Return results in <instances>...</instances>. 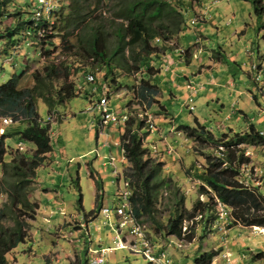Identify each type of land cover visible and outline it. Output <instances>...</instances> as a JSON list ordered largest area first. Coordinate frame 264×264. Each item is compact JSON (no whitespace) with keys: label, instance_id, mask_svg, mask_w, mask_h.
<instances>
[{"label":"trees","instance_id":"trees-1","mask_svg":"<svg viewBox=\"0 0 264 264\" xmlns=\"http://www.w3.org/2000/svg\"><path fill=\"white\" fill-rule=\"evenodd\" d=\"M248 1L258 16L264 15V0ZM53 2L51 0V6ZM191 2L61 0L55 10L46 12L47 9H40L38 0L31 3L28 0H0V44L3 42L5 47V41L11 42L12 47L17 49L18 43L23 40L24 47L40 49L41 57L37 63L39 67L31 73L30 85H22L25 67L21 73L14 74L0 85V123L4 117L14 119L13 124L0 132V264H10L8 255L32 239V222L41 209L34 197L40 187L38 171L52 162V128L54 123L65 118L63 108L80 96L89 100V108L97 105L102 98H106L109 104L112 94L125 88L133 92L134 99L137 98L145 109L154 112V107L161 104V89L156 83L160 70L155 68L153 62L160 57L158 53L161 51L153 54L149 43L157 41L164 51L170 41L192 26L191 19L188 21L186 18L192 7ZM110 6L117 9L108 18L102 10ZM48 13L50 18L47 17ZM10 18L16 19L13 24L9 23ZM19 31L25 32L20 35ZM24 33L27 38H24ZM180 56H186V61L190 63V48L185 55ZM7 59L14 63L15 53ZM133 66L141 74L137 86L119 81L121 70L126 69L131 76ZM88 74L94 75V82H86ZM251 79L259 90L257 83ZM251 92L256 102H259L255 90ZM39 101L47 108L46 119L40 115ZM259 105L262 108V103ZM144 112L130 110L127 112V120L117 125L120 127V145L125 157L121 172L123 178L129 181L130 202L138 219L142 222L143 219L150 221L155 231L165 237L184 241L188 239L191 242L194 239L192 230L189 229L183 236L184 220H194L200 215L198 222L205 230L206 224L215 216L213 200L217 197L231 208L234 224L239 222L244 227L264 225V195L259 189H245L236 181L240 166L249 162L243 146L249 148L264 145V135H260L262 130L254 123H249L243 132L230 131L216 137L198 119L194 127L180 126L179 129L195 144V153L199 152L200 146L213 150L206 156L204 164L193 167L192 173L190 169L186 170L187 178L199 182L196 185L200 195L207 199L202 200L198 196L192 208L188 209L184 206L185 196L176 197L171 215L161 224L157 219L160 191L173 185L174 180L173 177H164L167 162L163 160L158 148L157 152L153 151L155 144L151 134L159 124L153 123L151 129L144 118ZM48 117L54 118V121L48 122ZM16 124L21 126L7 133L6 129ZM16 138L17 142L11 144ZM21 142L24 149L18 146ZM220 146L225 148L222 155L216 153L220 152ZM224 163L226 167H223ZM90 175L93 178L92 171ZM95 186L97 191L100 190V183L96 182ZM97 201L99 193L94 209L85 214V220L81 222H91L101 216L102 207ZM78 209L84 211L82 198L79 199ZM84 232L87 238L90 232ZM98 243L99 248L104 247L101 240ZM182 247L175 245V248ZM123 250L142 256L128 249L114 250L111 254ZM218 255V251L207 252L195 263L214 264ZM88 259L89 253L87 264Z\"/></svg>","mask_w":264,"mask_h":264},{"label":"rangeland","instance_id":"rangeland-1","mask_svg":"<svg viewBox=\"0 0 264 264\" xmlns=\"http://www.w3.org/2000/svg\"><path fill=\"white\" fill-rule=\"evenodd\" d=\"M28 1L31 3V1L33 2L34 0ZM191 1L192 5L196 7L199 5V3H196L197 0ZM60 2L61 0H54L51 8L46 12H52V10H55L56 5L60 4ZM217 7L218 8L213 10L210 9L207 12L209 18H215V22H212L211 19L208 18L210 21L209 25L213 29L211 33L207 35L204 34V32H200L199 25H201V23H198L195 26H190L191 28L186 30V33H188V39H184L186 34L183 35V44L187 48L194 44L197 35L199 34H203L208 38V42L205 43L203 52L198 50L194 52L196 57H192V65L189 66L191 63L185 64V72L189 74V77L192 80H194L193 83L198 80H207L205 75L206 72H208V77L217 76L215 73L218 72L217 69L214 70L215 72L208 71L206 68L201 69L200 60L211 55V50L219 53V46H222L225 50L223 66L231 68L230 73H224V75L226 78L230 77L235 82L239 91L244 93L242 95L238 94V96L237 93H235L231 96L233 93H230V88L225 86L223 88L224 93H221L220 96V103L214 98L212 100L211 98L205 99L204 97H197L194 99L193 103L195 110L191 113V111L185 107L187 102L183 103L184 93L182 89H178L177 85H173L176 90L182 92V94L179 93L177 95L178 98H180V101L175 100L174 102H171L170 100H165L163 101V104L168 111L180 113L181 118L178 121L180 126L194 127L196 125L195 120L198 119V121L212 131L216 137H221L223 134L230 132V129L234 130L232 133L243 132L249 123H254L259 130L264 131V114H259L260 109L253 100L251 92V90H253V92L255 90L259 103H262V95L264 96V82L260 84V87L258 88L259 90H257L253 80L248 76V73L251 75V63H257V56H248L245 54L246 47L251 48L256 47L257 45L260 46V53L264 54V15L258 16L254 11L252 3L248 0H224ZM115 9L117 8L110 6L104 7L102 11L105 12L109 18ZM198 12L197 8L196 10L194 9V15ZM49 13L47 14V17L50 18ZM188 16H186V18L190 21ZM15 20V18H10L9 23L13 24V21ZM195 31L197 34H193ZM23 32L25 31H19L20 35L23 34ZM25 35L26 34L24 33V36ZM24 38H27V36ZM175 39H178V37ZM22 41L18 43L17 49L12 47L13 44L11 45V42L5 41V47H3L4 43L1 42L0 85L7 82L14 74L21 73L23 67H25L26 71L22 80V85L28 86L31 84V73L34 69L39 67L37 63L41 59L40 49L38 50L34 48L33 45V47L26 48L23 46ZM57 42H59V40H57ZM170 43L171 41L168 44ZM149 45V49L153 54H157L158 51L162 52L157 41L150 42ZM174 45L176 46V44ZM6 50L7 52L5 53ZM13 53H15L16 59L14 63L7 59V57H10ZM228 55L234 56L233 59L228 60ZM206 59L203 60V64H208ZM238 60L240 65H243L241 66L242 69H239L237 66H233L232 63H230ZM200 70H202L204 74H201ZM232 70H234V72ZM121 73L119 81H127L129 84L137 86L141 74L136 66L132 67L131 76L127 74L126 69L121 70ZM262 79L264 80V76H262ZM83 85L84 84H81V86ZM260 92L262 95L259 94ZM234 104L236 105L235 107L237 110H243L247 116L245 117L240 113L237 115L232 114L234 111ZM109 105L120 115L127 113V110L128 112L130 110L136 112L149 111V113L144 112V118H146L147 123L149 119L152 124H159L157 128L161 127L160 121L162 119V114H155V112L157 113L161 110V104H157L153 109L154 112H150L151 110L145 109V106L139 103L137 98L134 99L131 90L123 88L119 92H114L109 99ZM89 106V100L84 96L74 98L63 108V111H66L68 116L65 115V118L53 124V159L48 166L38 171V178L43 190H48L49 194L58 193L60 195L57 200L61 203H53L52 205V202L55 201L46 200L45 196H42V198L41 196L39 197L40 201L43 202L42 208L45 207L46 211L43 214L41 213L36 221L32 222V239L27 244L20 245L8 255L10 264H79L78 253L80 252V246L73 242H68L63 238H60V236H62L64 228L68 226L66 222L69 223V226H76V229H79L77 226L79 225L78 220H85V214H88L94 209L96 202L94 196L95 187L90 173L93 171V168L99 172L103 170V168L100 167V164H102L101 157L105 152L107 154L110 152L108 148L105 150L102 146L105 142V137H101L100 142H97L95 138L96 132L92 131L87 118L89 113L86 111H88ZM83 111H85V113H83ZM39 112L44 119L47 118V108L42 101H39ZM227 115L229 118H226ZM66 117H68V119H66ZM18 126L21 125L16 124L8 127L6 129L7 133ZM110 127L112 129L107 130L108 133L116 134V138L118 137V139H120V134L118 133L120 127H116L115 125ZM4 129L5 127L3 124L0 123V132ZM115 131L117 133H115ZM159 131L160 129H158L156 133ZM151 136L153 138L155 137L152 134ZM169 136L172 138V134ZM180 137L182 140H178L182 145L178 144L177 147L183 154H185V158H182L184 165H182V160L174 161L177 157L176 154H174L172 161L169 163L173 167L172 170H169L171 174L168 175V173H163L165 178L173 177L174 184L170 187H165L160 191L157 219L161 224L165 223L167 218L171 215V211L175 207L177 201L176 197L184 195V206L188 209L192 208L193 203L198 200V196L201 198L198 185H196L199 182L188 179L186 170L190 169V173H192L194 171L193 167H195V165L201 166L204 164L206 156L213 152L211 148L200 146L199 152L195 153L193 150L195 144L189 139L184 141V136ZM16 142L17 138L10 143L15 144ZM109 142L113 144L114 139H109ZM154 142L156 141L154 140ZM171 147L173 149L172 145ZM243 148L245 151L249 150L246 146H243ZM187 149H190V152ZM252 151L254 153V162L259 166L264 167V145L257 146L255 149H252ZM29 152L32 151L29 150ZM98 153L100 156H97ZM114 156L118 160L122 158V154L118 151L114 153ZM168 157L169 156L166 154L163 156V159L167 163L169 162ZM118 166L122 167L121 165ZM106 167L108 169L110 168L108 165H106ZM108 176H110V174H108ZM76 180H78L77 184ZM104 182V189L108 196V198H105V206H108V203L113 198V194L115 195L116 193L117 182L116 180H112L111 177L104 179ZM259 190L264 195V179L260 184ZM80 198H82V206L84 210L82 212L78 209ZM203 198L204 200L207 199L206 197ZM1 199L4 200V197H1ZM61 213L66 214V216H63ZM43 216L49 218V221L46 222L43 219ZM213 217L214 218L211 219V222H214L215 220V216ZM71 220H74V222L71 223ZM113 222L116 224L119 222L114 213L112 214L110 224H104V219L101 216L89 222L88 226L92 235L91 240L93 248H99L97 241L98 238L101 239L104 247L114 246L113 241L117 232L114 230L116 226ZM143 223L148 229V233H150L153 241L160 246L164 245L168 250L173 264H196L195 262L197 259L204 256L205 253L213 250L218 251L219 254L216 259V264H222L221 253L227 249L236 253H241L245 250L248 251V247H252L257 251L264 252L263 237L254 235L250 229L243 230L240 225L234 223H232L230 227H227L229 228L230 234L228 232V235H224L217 231L210 232L206 227L205 230H203L201 223L197 224L196 222L192 223L190 221L186 223L184 220V223L187 226V232L189 229L192 230L194 233V239L191 242L188 239L183 241L184 244H182L184 247L182 248H175V245L172 244V242H180L179 239L171 236L165 237L161 233L156 232L151 222L146 219H143ZM97 226L100 227L99 230L97 229ZM184 226L185 225L183 224V228ZM60 229H62V231H59ZM164 232L166 233L167 231L164 229ZM233 233L239 234L237 237L234 236L233 238L236 242L231 240ZM242 246L243 249H241ZM69 256L71 259H68ZM81 258L82 264H87L86 255L83 254ZM108 258L110 264H147L142 256L133 255L127 250L114 252L109 255ZM238 260H241L243 264H254L256 256L252 255L249 258V262L246 258Z\"/></svg>","mask_w":264,"mask_h":264},{"label":"crops","instance_id":"crops-1","mask_svg":"<svg viewBox=\"0 0 264 264\" xmlns=\"http://www.w3.org/2000/svg\"><path fill=\"white\" fill-rule=\"evenodd\" d=\"M222 1H224V0H207L201 4L199 3V5L197 7L192 5V7L190 8V12H189V18L192 19L195 16L194 15V9L196 10V8H197L199 12L204 11L206 9L208 12V10H210V9L213 10V9L218 8L217 6ZM210 3H211V5H210ZM208 18L209 17L207 16V19L205 21L199 22V23H201V25H199L200 26L199 27L200 32H204V34H207V35L213 31V29L209 25L210 21L208 20ZM209 19H211L212 22H215L214 21L215 18L212 17ZM213 26H214V24H213ZM263 27H264V24H263ZM189 28H191V27H189ZM193 34H197L196 31ZM183 35H185V37ZM177 37H178V39L172 40L171 43L166 46V50H164L160 53V57L156 58L155 61L153 62V65L155 66V68L157 70H160V72L156 76L157 77L156 83L161 89L160 101H161V105H162V107H161L162 111L160 110V112H162V119L160 121L161 127L157 128V130H156V131H158V129H160V131L156 133V131L154 130V133H152V135L156 137V138L154 137L152 142L158 148V151L160 153H162V156H164V154L169 156L168 157L169 162L166 163V165L164 167V169H165L164 173H166V174L168 173V175L171 174L169 172V170L173 169V167L169 163L172 161V157L174 156V154H176V156H177L174 159V161L175 160H178V161L182 160V165H184L183 159L185 158V154H183L182 151H180V149L177 147L178 144L182 145V143H180L178 139L182 140L180 136H184L185 137L184 141L188 140V138L185 136V134L182 132V130L178 129V128H180V125L178 124V121L181 118L180 113L179 112L173 113L172 111H168L167 108L165 107V105L163 104V101H165V100H170L171 102H174L175 100L180 101V98H178L177 95L179 93L182 94V92L179 90H176L173 85H177L178 89H182V91L184 93V102L183 103L187 102L185 107H187L191 111V113L195 110V106L193 105V103H194V99L197 97H204L205 99L211 98L212 100L214 98L215 100L218 101V103H220L221 102L220 96H221V93H224L223 88L225 86L230 88V93H233L231 96H233L235 93H237V96H238V94L242 95L244 93L242 91H239V89L236 87L235 82L230 77L226 78L224 75V73H226V74L230 73L231 68L230 67L226 68V66L225 67L223 66V61L225 59V50L222 46H219V48H220L219 53H216L215 51L211 50L210 51L212 53L211 55H209L208 57H204L203 59L200 60L201 69L206 68V69H208V71H214L217 69L218 72L214 71L217 76H215V77L209 76L208 77V72H206L205 75L207 77L206 78L207 80H198L197 82H195L196 84L193 83L194 80H192L189 77V74H187L185 72L184 66H185V64H190V63L191 64L189 66L192 65V60H193L192 56L196 57L194 52L196 50L203 52L205 43L208 42L207 41L208 38H207V36H205L203 34H199V35H197V39L195 40L194 44H192L191 47L187 48L184 46L183 40L188 39V33H186V31H185L183 34H181L180 36H177ZM183 37H184V39H183ZM174 44H176V46ZM159 48H160V46H159ZM189 48L191 51L190 63L186 61V56H182V57L180 56V55H185L186 50ZM180 49H184L185 53L181 54ZM245 54L248 56L249 55H256L257 56V59H256L257 64H263L264 63V54L260 53V46L259 45H257L256 47H251V48L246 47ZM233 57L234 56H232V55L227 56L228 60L233 59ZM205 59H206L208 64H203V60H205ZM230 63H232L233 66H237L239 69H242L241 66H243V65H240L239 60L238 61H232ZM254 63H256V62H254ZM225 68H226V70H225ZM232 71L234 72V70H232ZM200 73L202 74L203 71L200 70ZM248 76H249V78L253 77L252 73H251V75L248 73ZM239 78H240V76H239ZM259 94H261V92ZM224 95H226V94H224ZM252 97L260 109L259 114L263 115L264 114V109H263L264 108V96H262V108L260 107L259 102H256L253 94H252ZM235 106L236 105L234 104V106H233L234 111L232 112V114L237 115L240 113V114L244 115L245 117L247 116L243 110H241V109L237 110ZM192 107H193V110H191ZM86 112L89 113L87 118H88V121L91 125L92 131L96 132L95 138H96L97 142H100L101 137H105V142L103 143L102 146L105 150L107 148L110 150V152L108 154L105 152L104 155H102V157H101L102 164H100V167L103 168V170L101 172H99L98 170L93 168L92 180H93V184L95 187L94 196L96 199V196L99 193V201H97V202L100 204L101 207L113 208L117 204V196H116V193H115V195L113 194L112 200L108 203V206H105V198H108V196L106 195V191L104 189L105 188L104 179L111 177L112 180H117V177L113 173L114 168H113V166H111L109 164V159L111 157H114L119 162V163L116 162L117 169L119 171H121V169H122V167L118 166V165L123 166V163H121L122 158L120 160H118L114 156V153L117 151L119 153H121V147L117 145L118 143H120V139H118V137L116 138V136H117L116 134L108 133L107 130H111L112 129L111 127L110 128L109 127L102 128L100 126L99 115L97 114L96 111H86ZM126 112H128V111H126ZM83 113H85V111H83ZM65 115H67V114H65ZM226 118H229V116L227 115ZM66 119H68V117H66ZM84 120H86V119H84ZM116 127H119V126H116ZM230 131H234V130L230 129ZM115 133H117V132L115 131ZM171 134H172V138H170V136H169ZM111 138L114 139L113 144L109 142V139L111 140ZM154 140L156 142H154ZM171 145L173 146V149H172ZM251 147L256 148L255 146H251ZM169 148L171 149L170 153L168 151ZM187 150L190 152V149H187ZM97 156H100V154L98 153ZM106 165L110 166V168L108 169L106 167ZM108 174H110V176H108ZM96 182L101 183L100 190H98V191H97V188L95 186ZM115 192H117V190ZM40 196H41V198H42V196H45L46 200L55 201V202H52V205H53V203H57V204L61 203L60 201L57 200L60 197V195L58 193L49 194L48 190L45 191L40 186L39 189L34 193L35 199L38 201L39 206H41V209L38 210L37 218L40 216L41 213L43 214L46 211L45 207L42 208L43 202L40 201V199H39ZM43 217H44L43 219L46 222L49 221V218H47L45 216H43ZM78 221L80 224L81 223H84V224L87 223V221H84V222H81L82 220H78ZM66 224H68V226L66 228H64L63 233L64 234L65 233H68V234L71 233L72 238L70 239V241L69 240H67V241L73 242L76 245L80 246V252L78 253V256H79V261H80L79 264H82L81 256L83 254L86 255V253H87V255H86V259H87V256H88L87 249H89V247H92V245H93L92 240L89 239V236L86 238V234L84 232L85 229H83V225H82V227L80 225H77L79 229H76L77 228L76 226H72V225L69 226L68 222H66ZM240 227H242L243 230L247 229L246 227H244L242 225H240ZM232 229H234V228H232ZM59 231H62V229H60ZM232 232H234V231H232ZM235 233H233V236L231 239L233 242H236V240H233L234 236L237 237L239 235V234H235ZM229 234H230V232H229ZM84 235H85V237H84ZM60 238H63V237L60 236ZM99 239L100 238H98L97 241ZM238 240H239V238H238ZM241 249H243V246ZM247 249H248V251L245 250L241 253H236V252H233V251L228 250V249L225 251H230L233 254V257L237 261H241L238 259H245L246 258V259H248V262H249V258L252 255H255L256 259H257L258 257H260L257 255H260V253H262L260 251L255 250V248H252V247H248ZM240 255H241V258H240ZM68 259H71L70 256L68 257ZM222 263H224V262L222 261ZM246 264H248V263H246Z\"/></svg>","mask_w":264,"mask_h":264},{"label":"built area","instance_id":"built-area-1","mask_svg":"<svg viewBox=\"0 0 264 264\" xmlns=\"http://www.w3.org/2000/svg\"><path fill=\"white\" fill-rule=\"evenodd\" d=\"M207 0H197L196 3H203ZM51 0H38L40 5V9L51 8ZM40 16V13L37 14V17ZM207 10L200 11L191 19V24L196 25L201 21H205L207 19ZM181 54L185 53L184 49H180ZM253 75L254 81L257 83L258 87L260 84L264 82L262 76H264V65L253 63L250 67ZM87 82H94V75L88 74L86 77ZM193 110V107L191 108ZM88 111H96L99 114L100 126L102 128L109 127L110 125H120L127 120V113L124 115L117 114L109 107L108 100L106 98H102L97 105H94L88 108ZM48 122L54 121V118L48 117ZM14 123V119L12 117H4L2 118V124L4 127L9 126ZM148 123L150 124V128L153 129L151 120L148 119ZM4 130H2L3 132ZM260 135H264V131L260 132ZM121 147L120 143L117 144ZM20 149H24V144L21 142L18 144ZM252 149L254 147H249V150L245 151L246 158L249 159V162L244 163L240 166L239 172L236 176V181L245 189L255 191L260 187L262 180L264 179V167L259 166L254 162V153ZM153 151L157 152V147L153 146ZM169 153L171 149H168ZM220 152L218 155H222L221 153L225 151L223 146L219 147ZM122 160L121 163L125 162L124 151L121 147ZM116 162H118L114 157L109 159V164L114 168V175L118 177L117 182V204L113 208L102 207L100 211L101 217L104 219V224H109L112 218V214L114 213L115 217L119 220L118 224H115V231L117 235L113 241V247H100L98 249L89 247V264H108V256L114 250L118 249H128L136 254H141L144 259H146L147 264H173L172 258L168 250L164 245L160 246L156 242L153 241L152 237L148 233V229L144 225V223L137 218L135 212L132 208V204L130 202L131 190L129 181L124 179L122 176V172L119 171L116 167ZM223 167H226V163L223 164ZM204 196L201 195V199L204 200ZM214 210H215V220L214 222H208L206 224L207 230L210 232L217 231L219 233H223L224 235H228L230 225L234 223V218L232 215V210L229 206L223 203L217 197L213 200ZM64 214V213H63ZM201 216H197L194 220H185V222H198L200 221ZM238 225H241L237 222ZM87 223H81L80 226L85 229L86 233L90 232L89 226ZM197 224H200L199 222ZM183 228V236L187 233V226L184 223ZM99 226L97 229L99 230ZM250 229V231L256 235L264 238V225H253L246 227ZM62 237L66 240H70L72 238L71 233H62ZM71 237V238H70ZM69 238V239H68ZM92 235L89 233V239L91 240ZM100 240V239H99ZM183 239L180 242H172V244L182 247ZM178 243V244H177ZM183 243V244H182ZM254 264H264V252L260 253ZM214 259V264H216V259ZM221 258L224 263L222 264H243L242 261H237L233 254L230 251H224L221 253Z\"/></svg>","mask_w":264,"mask_h":264},{"label":"clouds","instance_id":"clouds-1","mask_svg":"<svg viewBox=\"0 0 264 264\" xmlns=\"http://www.w3.org/2000/svg\"><path fill=\"white\" fill-rule=\"evenodd\" d=\"M192 26H195V25H192Z\"/></svg>","mask_w":264,"mask_h":264}]
</instances>
